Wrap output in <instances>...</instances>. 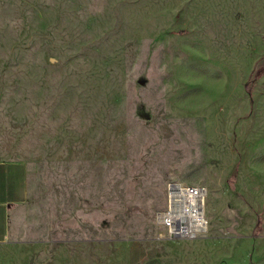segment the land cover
Listing matches in <instances>:
<instances>
[{"label": "rangeland", "instance_id": "374dc122", "mask_svg": "<svg viewBox=\"0 0 264 264\" xmlns=\"http://www.w3.org/2000/svg\"><path fill=\"white\" fill-rule=\"evenodd\" d=\"M0 158L39 264H264V0H0ZM174 181L197 239L159 224Z\"/></svg>", "mask_w": 264, "mask_h": 264}, {"label": "crops", "instance_id": "0c3cea01", "mask_svg": "<svg viewBox=\"0 0 264 264\" xmlns=\"http://www.w3.org/2000/svg\"><path fill=\"white\" fill-rule=\"evenodd\" d=\"M28 196L26 164L0 158V264H39L36 243L20 238L15 229Z\"/></svg>", "mask_w": 264, "mask_h": 264}, {"label": "built area", "instance_id": "2783aa9c", "mask_svg": "<svg viewBox=\"0 0 264 264\" xmlns=\"http://www.w3.org/2000/svg\"><path fill=\"white\" fill-rule=\"evenodd\" d=\"M207 192L203 185L168 183L166 206L159 215V224L171 239L194 240L208 231Z\"/></svg>", "mask_w": 264, "mask_h": 264}]
</instances>
